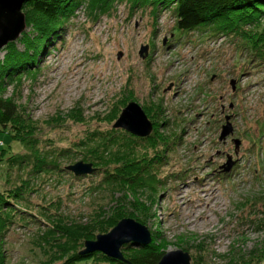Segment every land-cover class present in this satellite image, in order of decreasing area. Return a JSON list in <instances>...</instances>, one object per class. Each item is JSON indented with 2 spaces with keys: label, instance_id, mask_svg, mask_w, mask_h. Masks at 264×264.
<instances>
[{
  "label": "rangeland",
  "instance_id": "rangeland-1",
  "mask_svg": "<svg viewBox=\"0 0 264 264\" xmlns=\"http://www.w3.org/2000/svg\"><path fill=\"white\" fill-rule=\"evenodd\" d=\"M135 1L113 0L101 11L78 6L56 25V37L29 74L6 79L10 83L0 90L17 105L25 126L0 127V191L27 186L21 199L11 200L17 210L9 211L13 223L3 234L5 264H64L70 254H81L83 241L63 251L42 238L50 232L66 242L60 221L84 227L110 210L123 193L108 178L121 168L108 161L118 150L130 152L144 178H154L155 191H138L149 208L142 224L152 239L157 231L167 244L164 252L186 251L190 264H264V63L235 34L216 33L211 24L180 31L172 7ZM24 31L32 34L29 26ZM22 34L14 41L20 51ZM131 101L165 142L150 146L145 139L153 129L132 149L123 147L135 135L113 124ZM226 116L234 132L219 141ZM16 130L35 138L42 153L57 156L64 149L67 156L57 157V167L35 172L30 150L10 137ZM111 131L117 143L94 159L87 148L97 146V133L108 141ZM234 138L241 142L237 153ZM25 154L30 157L22 166L8 167V157ZM228 154L236 162L224 172ZM80 160L95 172L75 176L64 169ZM125 195L133 199L131 191ZM78 264L109 263L96 257Z\"/></svg>",
  "mask_w": 264,
  "mask_h": 264
},
{
  "label": "trees",
  "instance_id": "trees-1",
  "mask_svg": "<svg viewBox=\"0 0 264 264\" xmlns=\"http://www.w3.org/2000/svg\"><path fill=\"white\" fill-rule=\"evenodd\" d=\"M113 0H28L23 4L22 11L25 14L26 26L31 28V33L22 31V51L18 50L15 42H9L6 45V53L4 58L0 60V90L6 87V79H20L22 75H28L30 67L33 66L40 57L41 53L49 44L50 40H53L57 35V24H61L64 18L68 17L73 11L82 4H87V7L101 11L103 7L112 3ZM135 1V0H134ZM135 1V4L138 3ZM147 2L151 6L160 9H166L172 7V14L175 17V26L180 31H190L198 27L211 24L214 26V30L219 34L232 33L241 38L244 48H248L253 57L259 62L264 63V0H141ZM140 1V3H141ZM137 5V4H136ZM34 33V34H33ZM53 36V37H52ZM23 62H26L24 64ZM32 68V67H31ZM18 74V75H17ZM16 75V77H13ZM23 75V76H24ZM19 82V80H17ZM125 103V101H124ZM123 103V104H124ZM19 112L18 107L12 101V98H5L0 95V127L2 131L5 128L12 126L13 122L17 123L24 129L25 126L21 124L18 119ZM116 117V115H115ZM82 121L79 116L78 119ZM27 127V126H26ZM154 136L149 139L150 146L156 147L158 141L165 142V136L160 134L156 127ZM110 137L107 141L106 136L102 133H97L99 137L97 146L89 147L88 152L93 158H102L104 151L109 148V145L117 143V139L114 137V131L107 132ZM10 137L18 140L25 148L30 150V155L33 158L34 169L37 171H44V167L52 169L57 167V157L67 156V150H61L57 156H50L42 153L36 145L35 138L32 139L27 134L16 133L13 134L9 131ZM15 136V137H14ZM18 136V137H17ZM127 139V138H125ZM123 142V147L132 149V145L137 140H143V137L131 138ZM148 143V144H149ZM84 144V143H83ZM88 145V144H84ZM109 153V152H107ZM111 153V152H110ZM130 152H112L113 158H109L108 161H118L121 163V168L116 171V174H109L108 178L113 179V182L119 186L122 194L119 198L115 199L114 204L109 207V211H101L96 216L95 220L88 226H79L76 224L65 225L60 221V225L64 227V234L68 238L66 242H58L57 238H54L49 232L43 236V242L48 245H54L57 249L68 251L71 246H78L79 242L88 239H94V232L99 231L105 233L109 231L120 219L124 217H131L141 223H145L144 218L148 214V205L141 202L138 191L147 188L149 191H155L156 186L153 176L150 175L149 179L144 178L141 174L143 172L142 166L135 159L130 158ZM29 154L13 156L11 155L7 159V165L9 166H22L25 161L30 157ZM111 157V156H109ZM160 159L159 155L156 156ZM48 159V160H47ZM65 169V168H64ZM66 170V169H65ZM67 171V170H66ZM108 179V180H109ZM149 183V185L147 184ZM27 186H19L13 189H9L6 192L0 191V264H5L3 245L4 230L13 223L9 218V211L17 208L14 206V202L11 200L21 199V192ZM128 188V189H127ZM127 189V190H126ZM126 190V191H125ZM131 191L133 199L128 200L125 192ZM125 203H128L132 208L128 211L125 207ZM102 213V214H101ZM58 227V226H57ZM49 231H53L50 230ZM154 239L148 245H134L132 243L125 244L122 249L124 257L128 259L131 264H157L161 256L164 254V248L167 246L160 240V236L157 231L154 232ZM50 240L52 242H50ZM160 240V241H157ZM46 241V242H45ZM132 245L134 247H132ZM260 255L264 257V250ZM96 257H101L102 261H107L109 264H127L120 260L112 259L102 254L101 252H92L90 254L74 252L68 256L64 264H78L79 262H85Z\"/></svg>",
  "mask_w": 264,
  "mask_h": 264
},
{
  "label": "water",
  "instance_id": "water-1",
  "mask_svg": "<svg viewBox=\"0 0 264 264\" xmlns=\"http://www.w3.org/2000/svg\"><path fill=\"white\" fill-rule=\"evenodd\" d=\"M28 0H0V50L9 42L15 41L25 30V14L22 6ZM148 46L145 45L139 50V55H147ZM121 54H118L120 57ZM231 88L235 90V82H230ZM231 106V104H230ZM114 128H121L137 137H147L153 130V124L147 117L142 107L134 101L129 102L121 110L119 116L113 124ZM234 128L229 116H226V123L222 125L219 141L233 135ZM235 151L240 145V140H233ZM235 153V154H236ZM236 160L228 154L226 161L220 167L224 172H228L235 164ZM65 169L75 176H85L95 172L96 168L91 162L82 160L67 165ZM152 240V234L148 227L131 217L120 219L108 232L99 233L95 239L84 241V249L81 253L101 252L109 258L120 260L127 264L131 262L124 257L122 247L132 243L138 245H148ZM157 264H190V256L186 251L174 250L166 251L161 256Z\"/></svg>",
  "mask_w": 264,
  "mask_h": 264
},
{
  "label": "bare ground",
  "instance_id": "bare-ground-1",
  "mask_svg": "<svg viewBox=\"0 0 264 264\" xmlns=\"http://www.w3.org/2000/svg\"><path fill=\"white\" fill-rule=\"evenodd\" d=\"M23 7V6H22Z\"/></svg>",
  "mask_w": 264,
  "mask_h": 264
}]
</instances>
